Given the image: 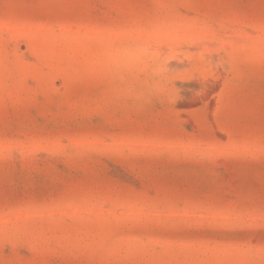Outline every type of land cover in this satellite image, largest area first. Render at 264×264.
<instances>
[{"label":"rangeland","instance_id":"1","mask_svg":"<svg viewBox=\"0 0 264 264\" xmlns=\"http://www.w3.org/2000/svg\"><path fill=\"white\" fill-rule=\"evenodd\" d=\"M0 264H264V0H0Z\"/></svg>","mask_w":264,"mask_h":264}]
</instances>
